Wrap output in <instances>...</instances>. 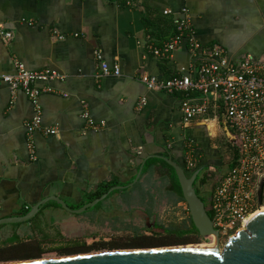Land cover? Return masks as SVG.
Masks as SVG:
<instances>
[{
  "label": "crops",
  "instance_id": "crops-1",
  "mask_svg": "<svg viewBox=\"0 0 264 264\" xmlns=\"http://www.w3.org/2000/svg\"><path fill=\"white\" fill-rule=\"evenodd\" d=\"M184 8L203 49L220 44L233 58L263 51L264 0H0V24L12 34H0V71L15 73L19 61L30 71L64 75L35 83L52 88L40 94L42 125L58 133L36 131L30 139L31 100L22 90L13 100L0 83V219L28 213L51 196L78 207L107 187L121 186L108 188L106 201L115 191H132L151 157L169 158L168 151L183 157L193 140L205 148L207 157L197 154L205 165L216 147L210 139L222 131L231 139L223 119L206 122L212 111L185 124L181 97L150 90L142 81L143 75L169 79L198 67L201 60L186 42L168 59L150 50L176 33L174 19ZM102 60L118 64L121 74L97 77ZM85 111L104 126L88 125ZM54 202L40 209L58 214L63 207ZM44 213L28 223L45 219Z\"/></svg>",
  "mask_w": 264,
  "mask_h": 264
},
{
  "label": "built area",
  "instance_id": "built-area-1",
  "mask_svg": "<svg viewBox=\"0 0 264 264\" xmlns=\"http://www.w3.org/2000/svg\"><path fill=\"white\" fill-rule=\"evenodd\" d=\"M169 12L164 11L166 14ZM174 24L176 33L163 45L150 47L152 54L159 58H171L178 47L186 42L192 53L201 60L198 67L169 79L143 75L142 81L150 90L183 93L185 96L181 99L180 110L185 124L212 111L213 117L206 119V122L217 125L223 119L230 130L232 143L237 150L236 164L227 172L215 176L209 207L213 212L214 228L220 236L230 238L244 229L246 218L260 208L257 191L264 177V49L259 56L245 55L242 58L229 56L226 48L220 44L203 49L195 37L186 8L182 10L181 17L174 19ZM2 28L0 24L1 36L11 38L12 34ZM59 38L64 39V36ZM98 58L101 59V56L98 55ZM16 67L15 73L0 71V83L8 85L13 100L19 90L31 100L35 114L26 125L28 138L41 130L46 134H57V128L42 125L39 101L40 94L52 91V88H37L35 83L62 79L64 75L51 69L30 71L19 61ZM120 74L118 64L110 66L106 61L100 62L97 77ZM83 116L90 126H104L103 121L96 124L87 111ZM194 144L193 140H189L183 155L185 167L189 170L197 168L199 161L198 153H194ZM29 149L31 157L35 159L32 141Z\"/></svg>",
  "mask_w": 264,
  "mask_h": 264
},
{
  "label": "rangeland",
  "instance_id": "rangeland-1",
  "mask_svg": "<svg viewBox=\"0 0 264 264\" xmlns=\"http://www.w3.org/2000/svg\"><path fill=\"white\" fill-rule=\"evenodd\" d=\"M206 137L209 138V135ZM226 141L227 135L223 131L217 139H210L209 141V144L216 146L213 149L217 148L216 150L220 153L221 158L217 162L216 159H211V155L206 158L205 163L211 165L207 171L213 176V180H209L208 187L212 186L215 176L226 171L228 163L232 159L233 150L229 148ZM193 148L195 154L199 152L200 155L203 154L207 157L204 151L205 148L201 145L194 144ZM205 157L200 158L198 163H202L201 161ZM160 176L159 173L145 174L132 191H115L106 201L99 202L80 214H75L60 207L62 212L60 211L57 214L53 211H46L42 215L45 219H41L36 224L35 222L32 224L26 221L21 227L22 232L20 234L21 240L23 239L22 242L25 241V245L19 246L15 250L19 252L17 254L19 258L0 259V262L57 258L112 250L163 249L164 247L186 245V243L192 246L203 245L204 243L213 244L214 241L211 238H196L195 236H191L190 241L183 244L151 241L150 235L154 232V227L160 229L164 235L166 234L169 240L173 239L172 236L166 233V230L181 227L188 216L187 205L184 202L179 203L177 206L173 205L174 196L165 191V182L160 179ZM133 183H135V180L130 184ZM204 188L202 187V189ZM262 206H264V202L260 207ZM37 226L38 228H36ZM3 227L0 231V237H4L10 232L13 224H5ZM228 240V236H221L219 240L220 248ZM73 242H86L89 249L87 251H70L68 254L56 250V247L61 245L72 246ZM146 242H150L153 246L143 248ZM29 243L36 245L35 248L37 249L44 248L45 251L40 255L28 257L40 251L31 248ZM96 243L97 247L95 246ZM106 243L125 246L113 247ZM142 243L143 245L140 246ZM23 247L26 248L22 250Z\"/></svg>",
  "mask_w": 264,
  "mask_h": 264
},
{
  "label": "water",
  "instance_id": "water-1",
  "mask_svg": "<svg viewBox=\"0 0 264 264\" xmlns=\"http://www.w3.org/2000/svg\"><path fill=\"white\" fill-rule=\"evenodd\" d=\"M161 158L165 159L175 169L191 220L202 237L211 238L214 241L213 246H205L209 244L204 243L203 245L197 244V246L180 245L164 247L163 249L112 250L57 258L0 262V264H264V209L251 215L245 222V229H241L231 236L226 244L220 248L219 233L214 228L204 203L195 191L194 182L199 170L189 175L180 163L166 157ZM263 186L264 177L260 180L257 191L259 206L263 204ZM119 188L121 186L112 187L109 191ZM106 196L107 193L78 209L70 208L64 200L57 196L47 197L35 204L23 216L0 219V225L29 221L37 215L41 205L51 200L58 202L61 207L71 212L80 214Z\"/></svg>",
  "mask_w": 264,
  "mask_h": 264
},
{
  "label": "trees",
  "instance_id": "trees-1",
  "mask_svg": "<svg viewBox=\"0 0 264 264\" xmlns=\"http://www.w3.org/2000/svg\"><path fill=\"white\" fill-rule=\"evenodd\" d=\"M162 59H165V58H162ZM177 94L181 97V99L184 98V96H185L183 93H177ZM226 144H228L229 148H231L233 150V156H232L231 161L228 163V167H227L225 172H227L228 169L233 167L236 164V160H237V150H236L235 146L233 145L232 140L230 138H228V137H227ZM208 152H209V155H211L213 158H214L213 154H216L215 156H219L220 157V153L216 149H212L211 148V149H209ZM168 153H169V158L174 160V161H176V162H178V163H180V165H182L185 168V170L187 171V173L189 175H191L195 171L199 170V174L196 177V181L194 183L195 191H196L198 197L200 198V200L204 203L209 217L211 219H213V212L211 211V209L209 207H210V197H211L212 190H213V187H214V181L212 182V186L208 187L209 180H211V179L213 180V176L210 173H208V171H207L208 167L206 165H204V164L199 162L197 168H195L194 170H189V169H187L185 167L184 157L178 156L176 153H172L171 151H168ZM198 154H199V152H198ZM156 173H159L161 175L160 179L163 180V182H165V184H164L165 187H166L165 191L168 192L170 190L171 193H174L176 195V197H175L176 199L174 200V202L181 201V202L185 203V200L183 198L182 190H181V187H180V184H179L178 177H177L175 169L165 159H163L161 157H157V156L155 157L154 156V157H151L150 159H148L144 163L142 174L153 175V174H156ZM168 186H170L169 189H168ZM202 187H205V188L202 189ZM108 188H110V187H107L106 189H104L99 194H96L95 196H93L90 199V201H92L93 199L98 198L101 195H103L108 190ZM262 197H263V202H264V186H263V195H262ZM105 198H107V197H105ZM54 203L56 205H58V206H61L58 202H54ZM83 205H85V204L83 203V204L79 205L78 207H76L74 205H70V206H71V208H74V207L75 208H80ZM187 212H188V218H186V220H188L189 223L184 221V223H183V225L181 227L173 228L170 231L171 234H169V236L176 235L177 237L181 238V237L187 236L188 234H193V233L197 234L198 233V230L196 229V227L194 226V224H193V222L191 220V216L189 214L188 208H187ZM25 214H27V212L22 213L21 215L23 216ZM136 238H139V237H136ZM11 240L12 241L9 243V247L7 249H9V248L15 249V248H18V247H16L17 244L22 245V243H25V241L22 242L23 239L21 240L20 235L14 236ZM170 243H175V241H171ZM107 245H111L113 247L125 246V245L114 244V243L107 244ZM141 245H143V243L140 244V246ZM95 246L97 247V243H96ZM56 248H57L56 250H58L60 252L67 253V254L70 253V251H74V252L81 251V250L82 251H87L89 249L88 246L86 245V242H78V243H74L73 242L72 246H62L61 245V246L56 247ZM39 250H40L39 251L40 253L39 252L35 253V254L31 253L32 255L28 256V257H34L36 255H40L42 252L45 251L44 248H40ZM15 255H16V252H15Z\"/></svg>",
  "mask_w": 264,
  "mask_h": 264
},
{
  "label": "flooded vegetation",
  "instance_id": "flooded-vegetation-1",
  "mask_svg": "<svg viewBox=\"0 0 264 264\" xmlns=\"http://www.w3.org/2000/svg\"><path fill=\"white\" fill-rule=\"evenodd\" d=\"M211 159L212 160H214L215 158H213L212 156H211ZM216 161V160H215ZM199 164V163H198ZM209 164V165H208ZM215 164V163H214ZM208 168H210L211 167V165H210V163H206L205 164ZM195 181H196V179H195ZM195 183V182H194ZM197 186V185H196ZM170 188V186H168V189ZM170 194H172L173 196H174V200L176 199L175 197H176V195L174 194V193H171L170 192V190L168 191ZM102 196V195H101ZM100 196V197H101ZM107 197V196H106ZM105 198H103V199H101V201H103ZM174 200H173V205L174 206H177L179 203H183V202H181V201H179V202H174ZM100 201V202H101ZM99 203V202H98ZM185 204H186V202H185ZM187 205V204H186ZM188 208V207H187ZM45 212V210H44V208H42V209H40L39 210V212L37 213V215H36V217L37 216H39L41 213H44ZM188 213V212H187ZM190 214V213H189ZM187 218H188V216H187ZM35 219V218H34ZM33 219V221L32 222H30V223H34L35 222V224H36V222H38L39 220H37V218L34 220ZM185 221L187 222V223H189V221L188 220H186L185 219ZM27 222H29V221H27ZM19 223V224H18ZM18 223H16V224H13V227H12V229L10 230V232H8L4 237H0V259H4V260H7V259H11V258H14V259H16V258H18V257H16L17 256V254H19V252L18 251H15V250H17V248H15V249H11V248H9V249H7L8 247H9V243L12 241L11 239L14 237V236H16V235H20L21 234V232H22V229H21V227H22V225L23 224H25V221L24 222H18ZM4 225H0V231L4 228L3 227ZM36 228H38V226L36 227ZM155 229H153V233H151V241H157V242H161V243H169V244H183V243H186V242H188V241H190V237L191 236H195L196 238H202V236L199 234V232L197 233V234H195V233H193V234H188L187 236H184V237H177L176 235H174V236H172V238L173 239H171V240H169L167 237H166V234L164 235L162 232H161V230L160 229H157V227H154ZM217 230V229H216ZM170 231L171 230H167L166 231V233L169 235V234H171L170 233ZM219 233V232H218ZM219 237H221L220 236V234H219ZM206 239H208V238H206ZM209 240H211V239H209ZM171 241H175V243H170ZM24 242V241H23ZM29 244H31V248H33V249H35V250H39L40 248H35L36 247V245H34V244H32V243H29ZM111 244V243H110ZM13 245V244H12ZM22 245H25L24 243H22ZM22 245H19V244H17V246L16 247H19V246H22ZM75 245V244H74ZM186 245H189V244H187L186 243ZM146 246H153V244H150V242H146L145 243V247H143V248H146ZM26 247H28V246H26ZM26 247H23L22 248V250L24 249V248H26ZM15 252H16V255H15ZM15 256V257H14ZM22 260V259H21Z\"/></svg>",
  "mask_w": 264,
  "mask_h": 264
},
{
  "label": "bare ground",
  "instance_id": "bare-ground-1",
  "mask_svg": "<svg viewBox=\"0 0 264 264\" xmlns=\"http://www.w3.org/2000/svg\"><path fill=\"white\" fill-rule=\"evenodd\" d=\"M261 209H264V206H262V207H260V208H258L257 210H255V211H253L247 218H246V220L251 216V215H253L255 212H257V211H259V210H261ZM244 227H246V225L244 224ZM245 229V228H244ZM205 246H213V244H209V245H205Z\"/></svg>",
  "mask_w": 264,
  "mask_h": 264
}]
</instances>
